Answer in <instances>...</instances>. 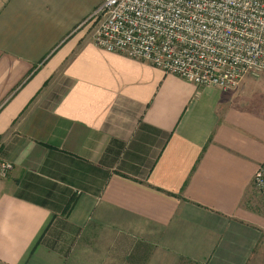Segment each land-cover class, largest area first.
<instances>
[{
	"label": "crops",
	"instance_id": "obj_1",
	"mask_svg": "<svg viewBox=\"0 0 264 264\" xmlns=\"http://www.w3.org/2000/svg\"><path fill=\"white\" fill-rule=\"evenodd\" d=\"M101 0H0V264H264V94L95 46Z\"/></svg>",
	"mask_w": 264,
	"mask_h": 264
},
{
	"label": "built area",
	"instance_id": "obj_2",
	"mask_svg": "<svg viewBox=\"0 0 264 264\" xmlns=\"http://www.w3.org/2000/svg\"><path fill=\"white\" fill-rule=\"evenodd\" d=\"M87 21L95 46L197 85L228 91L264 73V0H101ZM252 184L264 200V160Z\"/></svg>",
	"mask_w": 264,
	"mask_h": 264
},
{
	"label": "rangeland",
	"instance_id": "obj_3",
	"mask_svg": "<svg viewBox=\"0 0 264 264\" xmlns=\"http://www.w3.org/2000/svg\"><path fill=\"white\" fill-rule=\"evenodd\" d=\"M100 3V2H99ZM98 3V4H99ZM243 80H251V81H256V84H255V87L257 88V90L258 91H260V92H262L263 94H264V73L262 74H260L259 76H257V77H254V76H251V75H246V76H244L243 78H242V80L241 81H243ZM240 81V82H241ZM240 82H239V84H240ZM238 84V85H239ZM238 87V86H237ZM237 87L236 88H234L233 90H235V89H237ZM253 177V176H252Z\"/></svg>",
	"mask_w": 264,
	"mask_h": 264
}]
</instances>
